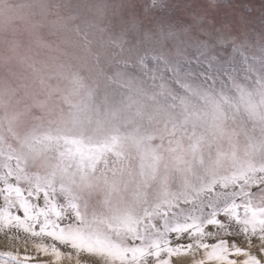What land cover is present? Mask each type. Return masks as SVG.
<instances>
[{"label": "snow or ice", "instance_id": "snow-or-ice-1", "mask_svg": "<svg viewBox=\"0 0 264 264\" xmlns=\"http://www.w3.org/2000/svg\"><path fill=\"white\" fill-rule=\"evenodd\" d=\"M256 12L0 0V264H264Z\"/></svg>", "mask_w": 264, "mask_h": 264}, {"label": "rangeland", "instance_id": "rangeland-1", "mask_svg": "<svg viewBox=\"0 0 264 264\" xmlns=\"http://www.w3.org/2000/svg\"><path fill=\"white\" fill-rule=\"evenodd\" d=\"M253 2L255 3V6H256V9H257L256 14H257V16H258V15H259V6H260V3H261V0H253ZM44 38H45V39H51V38L48 37L46 34H45V37H44ZM3 39H4V33H3L2 31H0V51L3 50V48H2V41H3ZM20 41H21V44H22V45H23V44H26L27 41H28V37H27V35L20 37ZM3 75H4L3 69L0 68V78H2ZM0 250H2V249H0Z\"/></svg>", "mask_w": 264, "mask_h": 264}]
</instances>
